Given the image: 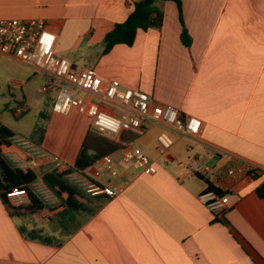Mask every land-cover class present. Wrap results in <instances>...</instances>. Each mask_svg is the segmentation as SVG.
Segmentation results:
<instances>
[{
  "label": "crops",
  "instance_id": "1",
  "mask_svg": "<svg viewBox=\"0 0 264 264\" xmlns=\"http://www.w3.org/2000/svg\"><path fill=\"white\" fill-rule=\"evenodd\" d=\"M137 1L0 0V20H43L57 33V54L78 67L95 69L103 80H118L122 89H139L202 121L197 137L149 124L128 141L154 162L153 175L119 166L111 178L102 158L79 170L102 186L122 187L113 197L103 195L92 215L66 211L52 221L13 218L0 198V264H264V198L257 194L264 173L227 175L244 161L264 170V0H182L189 46L181 40L177 4L159 1L160 27L139 30L132 46L118 44L104 54V37ZM8 127L16 145L51 158L39 167L43 173L73 166L79 156L82 143L71 154L61 153L47 139L31 141ZM88 130L80 128L79 136ZM163 130L174 144L161 153L155 143ZM112 155L120 158L121 152ZM10 159L23 170L35 169ZM193 162L211 171L181 175L178 164ZM207 189L229 197L222 219L199 199ZM10 200L28 203L24 191L11 193Z\"/></svg>",
  "mask_w": 264,
  "mask_h": 264
},
{
  "label": "built area",
  "instance_id": "2",
  "mask_svg": "<svg viewBox=\"0 0 264 264\" xmlns=\"http://www.w3.org/2000/svg\"><path fill=\"white\" fill-rule=\"evenodd\" d=\"M56 42L57 33L43 20H0V57L25 66L34 74L48 77L49 82L42 86L41 91L46 94L50 90H57L53 112L65 116L75 110L90 121L91 128L106 133L117 142L125 133H143L147 124L161 125L181 136H199L202 124L199 118L185 116L178 108L163 104L139 89H122L118 80H103L95 69L78 67L69 59L57 54ZM104 107L114 112L108 113L104 111ZM10 110L21 116L28 107L22 100L15 103ZM173 144L169 132L163 130L156 139L155 147L164 153ZM120 152V158H115L112 154L102 158L104 169L111 178L118 176L119 166L130 167L146 175L157 172L156 165L141 148L126 142L121 145ZM178 169L181 175L194 172L206 176L211 171L209 166L197 162L189 165L180 163ZM263 173V169L247 161L237 168L227 170L228 176H258ZM69 179L72 183H78L91 196L106 195L110 198L122 188L112 183L109 186L96 184L84 177L79 170L73 172ZM34 188L49 204L53 202L50 200L51 196L57 199L42 179ZM199 199L218 219H222L230 208L229 197L222 196L213 189L202 192Z\"/></svg>",
  "mask_w": 264,
  "mask_h": 264
},
{
  "label": "trees",
  "instance_id": "3",
  "mask_svg": "<svg viewBox=\"0 0 264 264\" xmlns=\"http://www.w3.org/2000/svg\"><path fill=\"white\" fill-rule=\"evenodd\" d=\"M159 1L170 0H139L133 3V10L124 22L117 23L113 30L104 37L103 53L107 54L118 44L132 46L139 30L147 31L152 27H160L163 12L155 4ZM177 4L179 20L182 25L181 40L189 46L191 38L184 24L182 0H171ZM139 132H128L121 137V141H132L140 136ZM15 133L8 126L0 122V198L5 204L11 217L37 215L47 220L54 219L66 211L94 214L104 203L106 197L90 196L76 184L69 176L76 170H84L99 159L121 149V144L108 136L95 133L89 129L83 139L79 156L73 166L59 165L48 172H41L40 166L51 161L50 157H36L13 142ZM129 136V137H128ZM10 157H16L21 162L33 163L35 169L23 170L13 164ZM41 175V176H40ZM41 177L45 186L59 200L56 204L47 203L33 187ZM94 183L98 184L94 180ZM100 185V184H99ZM24 191L28 198L26 205H15L10 200L13 191ZM217 192L225 196L224 193ZM260 198H264V184L257 189Z\"/></svg>",
  "mask_w": 264,
  "mask_h": 264
},
{
  "label": "rangeland",
  "instance_id": "4",
  "mask_svg": "<svg viewBox=\"0 0 264 264\" xmlns=\"http://www.w3.org/2000/svg\"><path fill=\"white\" fill-rule=\"evenodd\" d=\"M82 61L85 64H94L89 58H84ZM48 82V77L34 74L29 68L0 57V122L14 128L15 131L25 136V139L38 142L41 139H47L48 145L61 153L67 152L66 154H71L73 147L74 150L76 147H80L81 141L84 139L82 135L79 136L80 128L89 127L95 133L108 136L106 133L91 128L88 119L76 112H71L67 116L52 112L51 106H53L58 92L54 89L46 94L42 93V86ZM22 100L27 101L28 111L22 116H17L10 108ZM103 109L108 113L114 112L107 107ZM132 145L138 146L133 143ZM53 155L55 157L59 154L52 152ZM53 162L55 163V161ZM74 184L82 189L78 183ZM82 190L84 191V189ZM51 199L57 202L53 196Z\"/></svg>",
  "mask_w": 264,
  "mask_h": 264
}]
</instances>
